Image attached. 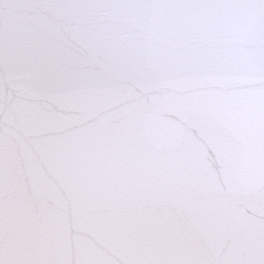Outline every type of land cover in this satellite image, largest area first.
Returning <instances> with one entry per match:
<instances>
[{"label": "snow or ice", "instance_id": "snow-or-ice-1", "mask_svg": "<svg viewBox=\"0 0 264 264\" xmlns=\"http://www.w3.org/2000/svg\"><path fill=\"white\" fill-rule=\"evenodd\" d=\"M0 264H264V0H0Z\"/></svg>", "mask_w": 264, "mask_h": 264}]
</instances>
